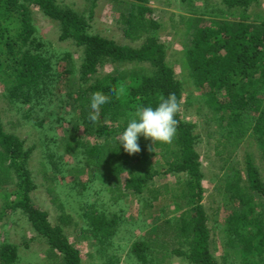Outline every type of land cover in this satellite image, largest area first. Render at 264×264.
Wrapping results in <instances>:
<instances>
[{"label":"trees","instance_id":"1","mask_svg":"<svg viewBox=\"0 0 264 264\" xmlns=\"http://www.w3.org/2000/svg\"><path fill=\"white\" fill-rule=\"evenodd\" d=\"M136 1L129 12L121 13L118 23L122 26L124 37L130 40H138L145 35L138 48L121 46L113 40L92 34L82 14L59 5L56 0H0V73L4 72L6 76L4 85L8 97L20 98L21 104L35 99L46 80H50L51 65L49 58L40 54L39 45L33 39L35 31L31 27L29 8L34 7L57 22L59 40L71 41L75 47L82 49L80 81L83 85L88 84L73 100L72 109L76 113L73 122L82 127L83 134L100 140L99 144L90 145L84 136L74 135L64 142L63 151L80 157L89 168H110L115 178L125 167L132 168L122 191L138 195L149 192L154 200H157L158 193L167 190L166 187L150 190L149 183L156 176L169 171L187 175L181 196L191 208L178 219L158 225L149 235L152 240L148 237L147 240L134 242L131 254L143 263L158 264L175 257L190 264H218L210 251V233L202 203L203 173L195 151L198 138L194 132L196 126L183 121L178 113L175 139L171 144L163 145L174 146L172 153V149L165 153H171V159L175 158L167 170L162 166L154 170L156 166L150 163L157 145L146 146L140 138L141 150L133 155H128L122 146L117 145L128 116L138 106L155 107L161 95L167 97L171 93L176 95L180 105L182 99V84L176 79L173 68L166 63V48L159 42L158 31L162 26L153 18L146 0ZM222 4L228 10L235 7L243 10L235 11L229 20H216L205 26L196 24L190 45L184 52L186 65L194 85L202 87L206 84L212 92L209 94V106L219 114L221 121L226 122L228 137L225 141L216 140V155L223 156L227 146H236L231 142L233 136L235 142L247 138L249 144L255 143L264 155V10L254 13L249 20L245 12L248 7L259 6V0H222ZM94 5L95 1L89 15H92ZM13 27L17 33L10 36L8 31ZM105 62L114 65L148 63L153 71L151 75H144L142 69L120 71L116 68L115 75L101 77L98 69ZM128 80H135L136 85L120 91L126 87ZM109 90L116 95L109 98L110 103L102 109L98 122L90 123L92 94L97 91L107 94ZM218 93L224 94L223 102L216 96ZM105 119L111 124H104ZM30 154L31 150L24 147L23 141L5 132L0 117V189L18 188L12 201L5 193L0 220L15 211L25 215L31 230L46 245L42 264H82L79 250L69 242L62 227L53 225L47 211L34 205L30 199L35 190L29 168ZM227 160L229 158L225 162ZM138 168L140 171H135ZM231 171V176L221 180L218 189L223 192L225 202L237 203V208L226 210L224 232L231 243L239 244V254L248 257L249 263L264 264V183L250 155L245 158L246 185L243 183L241 186L238 173ZM44 179L49 180L47 177ZM48 193L52 203H55L54 189H48ZM115 194L118 198L125 196L121 191ZM85 218L87 228L83 232H90L98 243H105L114 235L115 219L91 212ZM184 243L189 245L188 251L182 249ZM16 259V246L0 247L1 264H13Z\"/></svg>","mask_w":264,"mask_h":264},{"label":"rangeland","instance_id":"2","mask_svg":"<svg viewBox=\"0 0 264 264\" xmlns=\"http://www.w3.org/2000/svg\"><path fill=\"white\" fill-rule=\"evenodd\" d=\"M59 5L73 9L82 14L90 25V32L103 38L113 40L121 46L138 48L145 40V35L138 40L124 37L122 26L118 23L121 13L129 12L136 0H56ZM92 15H89L90 7ZM152 9V16L162 28L158 31L159 42L166 48V63L173 68L175 77L182 84L180 115L185 122L194 124L198 136L195 151L198 154L200 169L203 173V209L207 216V228L210 233V251L218 264H248L247 258L239 254L240 246L229 241L224 232L223 222L227 209L237 208V203L229 204L222 199L219 192L221 180L231 176V170L239 175L240 185L245 184V158L250 155L255 162L260 178L264 183V155L255 143L246 139L235 142L236 146H227L223 156L216 155V140L225 141L228 132L226 122L221 121L208 102L212 92L206 84L202 87L194 85L185 60V49L190 45L191 34L198 26L211 25L214 21L229 20L235 11L242 8L226 9L222 0H146ZM192 10V12H189ZM264 10V0L259 6L248 7L245 14L249 20L253 14ZM31 27L35 31L33 39L43 57L50 60L51 77L35 99L20 103L19 98L8 97L4 82L6 76L0 73V117L6 133L18 137L24 147L31 150L29 168L32 172L35 190L30 194L32 203L47 211L53 225L62 227L70 243L79 250L82 264H157L143 263L131 254L132 244L139 240H147L156 227L165 221H174L191 206L181 193L184 191L187 175L185 173H167L156 176L150 183V190L166 187V191L158 193L157 200L149 192L142 195L123 192V184L130 177L132 168L125 170L115 178L110 168L95 170L84 165L80 157L64 152L63 145L68 137L84 136L90 145L99 144L100 140L83 134L80 125L73 122L76 117L73 100L78 92L85 89L80 81L82 49L75 47L71 41L59 40V27L34 7L29 8ZM192 20V21H191ZM197 21V22H196ZM15 27L8 35H15ZM68 57H71L69 60ZM142 69L144 75H151L153 69L148 63L105 62L98 69L101 77L115 75V69ZM139 82V80H138ZM137 82V83H138ZM135 80H128L126 91L135 86ZM207 88V89H206ZM221 93V92H219ZM216 96L223 102L224 94ZM136 105V104H135ZM104 124H111L107 119ZM142 138L146 146H156L150 163L157 170L162 166L169 169L174 161V146L153 145ZM172 149L170 154H165ZM165 155V156H164ZM229 158V161L225 160ZM144 169V168H143ZM142 169V170H143ZM139 172L140 168L135 169ZM231 171V172H230ZM142 173V172H141ZM44 177L49 180L46 181ZM54 189L55 203H52L48 189ZM117 188V189H116ZM18 188L10 186L0 189V210L5 204V193L12 201ZM117 191L125 196L118 198ZM260 202V200H256ZM226 208V209H225ZM260 208H257L259 210ZM102 214L107 219H115L114 235L98 243L91 237L87 228L85 215ZM91 231L90 229H87ZM13 245L17 247V259L13 264H42L44 261L45 243L32 230L21 211L7 214L0 220V247ZM188 251L189 245L182 246ZM1 264V262H0ZM158 264H190L182 258L165 259ZM251 264V263H249Z\"/></svg>","mask_w":264,"mask_h":264},{"label":"clouds","instance_id":"3","mask_svg":"<svg viewBox=\"0 0 264 264\" xmlns=\"http://www.w3.org/2000/svg\"><path fill=\"white\" fill-rule=\"evenodd\" d=\"M122 91V89L120 90ZM116 95L109 90L107 94L97 91L90 101V123H97L102 109L110 103L109 98ZM181 105L174 93L167 97L160 96L155 107L151 105L138 106L136 111L128 116L124 130L119 134L117 145L122 146L128 155L140 152L139 139L143 137L153 145L171 144L176 136L179 121L177 115Z\"/></svg>","mask_w":264,"mask_h":264}]
</instances>
